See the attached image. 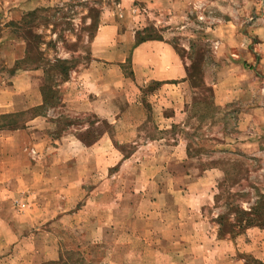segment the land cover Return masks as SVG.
Instances as JSON below:
<instances>
[{"label": "rangeland", "instance_id": "obj_1", "mask_svg": "<svg viewBox=\"0 0 264 264\" xmlns=\"http://www.w3.org/2000/svg\"><path fill=\"white\" fill-rule=\"evenodd\" d=\"M117 1L53 0L13 18L0 11V82L10 78L19 67L46 68L49 105L44 112L48 120L41 119L36 125L33 141L46 132L44 129L53 137L68 124L91 121L89 112L73 115L76 109L63 104V87L71 80L74 70L85 68L92 59L91 44L100 24L102 6L115 5ZM256 2L259 9H255L254 19L262 21L264 1ZM231 3V0H213L206 18L197 11L190 14L186 37H191L188 52L194 61L193 75L199 70L203 72V65L218 66L213 30L217 19L231 18L230 12H222L230 9ZM245 3L246 0H241L243 6ZM145 15L139 37L158 34L151 14ZM239 20L247 23L248 16L241 14ZM242 32L249 34L247 30ZM254 64L245 61L244 68L250 69ZM130 69L128 61L124 70ZM154 87L153 82L144 88L145 100L147 92ZM193 103L190 130L177 127L176 132L191 138L194 164L218 165L225 170L224 179L213 190L214 203L200 209L190 206L183 212L184 199L186 204L192 201L182 191L171 189L163 194L159 204V191L139 189L137 183L135 188L132 182L135 167L120 169L118 156L113 159L115 164L108 175L111 180L104 181L107 173L102 169L88 176V160L82 157L69 159L64 164L68 165L67 173L61 175L54 139L44 150L43 146L32 143V150L15 160L17 168L12 176L14 188L10 189V202L0 209L2 218L10 219V233L0 228L10 241V248L2 250L11 256L2 264H52L61 257L66 264H264L263 259L238 247L236 251H224L217 245L218 240L248 237L253 228L264 229V111L254 112V119L245 118L244 123L233 113L234 108L225 109L223 114L217 111L213 93L194 96ZM39 112L31 109L28 113L0 114V125L21 126L25 116L34 117ZM147 126V134L155 135L154 126L151 123ZM111 131L116 135L118 128L113 125ZM117 144L124 153L134 150L131 142L121 144L117 140ZM60 176L75 179L66 183ZM76 181H81L78 190L66 188ZM228 203L242 209L230 210ZM251 208L260 211L253 215ZM220 215L231 221L233 217L239 219L236 224L247 223L250 218L255 223L244 228L237 226L238 234L234 237L226 230L223 238H219ZM190 240L191 248L187 244ZM5 254L0 255L5 257Z\"/></svg>", "mask_w": 264, "mask_h": 264}, {"label": "crops", "instance_id": "obj_2", "mask_svg": "<svg viewBox=\"0 0 264 264\" xmlns=\"http://www.w3.org/2000/svg\"><path fill=\"white\" fill-rule=\"evenodd\" d=\"M52 1L0 0V11L13 18ZM212 1L118 0L115 5L104 3L91 44L92 59L85 68L74 70L71 80L63 87V104L76 109L73 115L89 112L91 121L68 124L59 135L52 137L44 129L46 132L33 141L36 125L41 119L48 120L44 112L49 105L45 102L43 88L47 82L45 66L19 67L10 78H4L0 82L1 115L28 113L31 109L40 112L34 117L25 116L21 126L0 125V209L10 202L8 196L14 188L12 176L17 168L16 158L22 153L25 156L27 150L30 152L32 143L43 146V150L49 148L52 139L56 142L54 149L61 175L67 173L68 165L64 164L69 159L82 157L88 160V176L102 169L107 173L104 181L111 180L108 175L115 164L113 159L118 156L120 169L135 167L132 181L135 188L137 183L139 189L159 191V204L163 194L171 189L182 191L192 201L186 204L184 199L183 212L190 206L200 209L214 203L213 190L224 179L225 170L218 165L194 164L195 157L190 154L191 138L176 132V128L190 130L194 96L206 97L213 93L217 111L223 114L225 109L234 108L233 113L244 123L245 118L254 119V112L264 111V15L262 21L254 19V11L259 9L256 0H246V9L241 0H231L230 9H222V12H230L231 18L217 19L212 35L218 48L215 56L218 66L203 65L204 71L196 72L198 78L191 69L194 61L189 56L191 37H186V29L190 14L197 11L206 18ZM146 12L151 14L158 34L140 38ZM241 14L248 16L247 23L239 20ZM128 61L131 69L126 72ZM245 61L255 64L246 69ZM153 82L156 87L147 92L145 100L144 88ZM150 123L156 130L155 135H148L145 130ZM254 124L259 125V122ZM113 125L118 128L116 135L111 131ZM116 139L121 144L131 142L134 150L124 153ZM26 168L28 172L25 168L24 172L28 174L30 166ZM60 177L66 183L75 179ZM79 182L65 186L78 190ZM155 204L157 206V202ZM2 217L0 211V228L10 233V219ZM8 237L0 232V254L6 253L5 257L0 255V264L11 257L8 251L2 250L10 248ZM238 238L218 240L217 245L224 251H236L238 247L264 260V229L253 228L248 237ZM190 243L191 240L187 243L189 248Z\"/></svg>", "mask_w": 264, "mask_h": 264}, {"label": "trees", "instance_id": "obj_3", "mask_svg": "<svg viewBox=\"0 0 264 264\" xmlns=\"http://www.w3.org/2000/svg\"><path fill=\"white\" fill-rule=\"evenodd\" d=\"M140 38H141V37H140ZM142 38H143V37H142ZM142 40H143V39H142ZM47 86H48V85H47V82H46V85L43 87V88H44V93H45V102H48V101H46V100H47V99H46V97H47V95H46V90H47V88H48ZM227 206H229V209H230V210H233L234 208H236L237 210L242 209V208L240 207V205L233 204V203H228ZM251 210H252V214H253V215L258 214L259 211H260V210H256L255 208H251ZM242 211H243V210H242ZM232 220H233V221H231L230 218H227V217L224 216V215H220V216L218 217V223H219V225H220V228H219V230H218V237H219V238H223V236H224L223 233H225L226 230H229V231H230V232H229V235H230L231 237H234V236H236V235L238 234V232L235 231V228H236L237 226H238V227H241V228H244V227L249 226V225L252 224V223H255V220H254V219H251V218H250V221H249V222H248V220H247V223H241V221H240L239 224H236V223L239 221V219H236V218L233 217ZM233 228H234V229H233ZM65 261H66V260L63 259V258L61 257V260H59V261H52V264H66Z\"/></svg>", "mask_w": 264, "mask_h": 264}]
</instances>
